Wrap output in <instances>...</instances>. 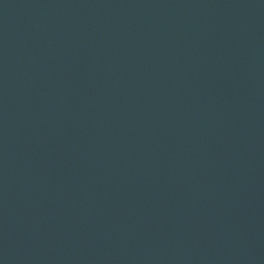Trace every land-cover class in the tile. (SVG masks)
Returning <instances> with one entry per match:
<instances>
[{
    "label": "water",
    "instance_id": "1",
    "mask_svg": "<svg viewBox=\"0 0 264 264\" xmlns=\"http://www.w3.org/2000/svg\"><path fill=\"white\" fill-rule=\"evenodd\" d=\"M0 264H264V0H0Z\"/></svg>",
    "mask_w": 264,
    "mask_h": 264
}]
</instances>
